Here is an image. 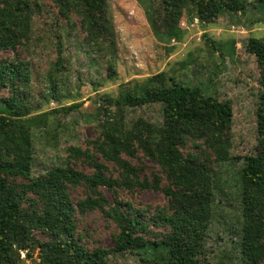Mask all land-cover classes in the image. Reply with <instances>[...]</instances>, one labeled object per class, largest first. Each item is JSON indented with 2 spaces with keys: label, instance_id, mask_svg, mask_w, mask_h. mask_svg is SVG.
I'll use <instances>...</instances> for the list:
<instances>
[{
  "label": "trees",
  "instance_id": "16d2710c",
  "mask_svg": "<svg viewBox=\"0 0 264 264\" xmlns=\"http://www.w3.org/2000/svg\"><path fill=\"white\" fill-rule=\"evenodd\" d=\"M55 1L66 18L77 15L85 41L101 57L109 56L111 69L115 40L103 21L107 15L104 0ZM138 1L154 35L165 44L183 39L184 11L205 26L225 13H246L252 5L260 12L258 21H264V0H162L159 25L155 0ZM33 12L27 0H0V91L11 92L0 100V264H23L21 253L27 251L30 256L37 246L41 247L39 264H110L111 255L134 250L144 254L142 260L155 264H202L215 214L214 95L163 72L134 84L123 83L117 94L97 98L105 105L103 121L98 124L101 138L95 142L101 158L89 149L72 146L70 158L81 160L85 169L71 160L34 175L33 128L43 127L52 138L55 124L49 122L48 112L33 113L34 73L30 61L19 53L31 37ZM247 49L256 56L260 71L257 115L262 145L243 159L237 173L242 227L232 240L230 258L236 264H264V37H250ZM219 50L220 57H225V51ZM4 51L14 56L2 55ZM62 53L59 45L57 69L64 64ZM228 55H235L234 46ZM45 80L49 90L44 98L59 99L56 77L47 74ZM155 102L163 105L165 144L154 157L156 166H149L123 155L124 148L111 137V131L127 107ZM80 106L72 103L61 109L68 113ZM230 159L229 152L216 154L218 162ZM70 189H80L82 196L74 200ZM137 189L161 190L167 200L158 211L147 214L123 194ZM89 212L106 221L111 247L88 242L89 231L81 226L80 217ZM155 219L168 225L163 239L148 234L147 224Z\"/></svg>",
  "mask_w": 264,
  "mask_h": 264
},
{
  "label": "rangeland",
  "instance_id": "374dc122",
  "mask_svg": "<svg viewBox=\"0 0 264 264\" xmlns=\"http://www.w3.org/2000/svg\"><path fill=\"white\" fill-rule=\"evenodd\" d=\"M27 2L33 6V31L19 53L30 61L34 73L30 102L35 107L33 113L48 112L49 122L55 124L52 138L43 127L33 128V174L39 175L72 161L85 169L87 166L81 160L70 158L69 147L72 146L89 149L101 158L95 142L102 134L98 124L103 121L105 105L97 100L102 94H117L121 84H134L160 72L179 83L199 85L216 98L212 131L213 167L217 174L214 176L215 214L202 264H236L235 258L230 256L234 253L232 240L242 227L237 173L243 159L255 154L262 145L257 115L260 71L256 56L247 49L250 37H264V21H258L260 12L249 5L246 13H225L204 26L184 11L183 39L165 44L154 35L138 0H104L107 15L103 21L115 40V57L110 69L109 56L101 57L85 41L77 15L66 18L55 0ZM155 7L159 25L162 0H155ZM59 45L63 47L64 64L57 69ZM172 46L175 48L170 50ZM233 46L235 55L232 57L228 50ZM219 47L225 51V57H220ZM1 54L14 56L11 51ZM51 73L59 83V99L47 100L44 96L49 89L45 79ZM10 94V90L3 89L0 100ZM72 103H81V106L68 113L61 109ZM124 113L113 126L111 137L118 139L124 148L123 155L132 161L141 160L146 165L156 166L154 157L163 151L165 144L163 105L155 102L127 107ZM225 152H229L231 159L216 161V154ZM108 165L115 170L112 164ZM104 189L112 200L108 189ZM70 194L76 200L82 196V191L70 189ZM123 194L147 214L158 211L167 200L161 190H126ZM80 220L81 226L89 231L88 242L106 248L113 245L107 223L98 213L89 212ZM162 220L148 222V234L153 238L166 237L168 225ZM40 253V246L32 248L30 256L23 251V264H39ZM142 256L139 250L111 255L110 264H155L142 260Z\"/></svg>",
  "mask_w": 264,
  "mask_h": 264
},
{
  "label": "water",
  "instance_id": "95a60500",
  "mask_svg": "<svg viewBox=\"0 0 264 264\" xmlns=\"http://www.w3.org/2000/svg\"><path fill=\"white\" fill-rule=\"evenodd\" d=\"M22 257V256H21Z\"/></svg>",
  "mask_w": 264,
  "mask_h": 264
}]
</instances>
